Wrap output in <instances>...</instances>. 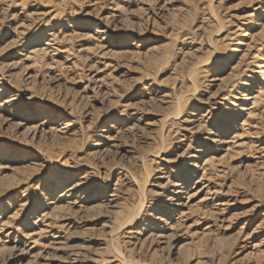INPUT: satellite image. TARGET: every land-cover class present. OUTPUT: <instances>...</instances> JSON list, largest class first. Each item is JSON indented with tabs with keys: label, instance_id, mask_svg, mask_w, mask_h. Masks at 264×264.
I'll return each instance as SVG.
<instances>
[{
	"label": "rangeland",
	"instance_id": "obj_1",
	"mask_svg": "<svg viewBox=\"0 0 264 264\" xmlns=\"http://www.w3.org/2000/svg\"><path fill=\"white\" fill-rule=\"evenodd\" d=\"M262 66L264 0H0V264H264Z\"/></svg>",
	"mask_w": 264,
	"mask_h": 264
},
{
	"label": "bare ground",
	"instance_id": "obj_2",
	"mask_svg": "<svg viewBox=\"0 0 264 264\" xmlns=\"http://www.w3.org/2000/svg\"><path fill=\"white\" fill-rule=\"evenodd\" d=\"M261 68H264V66H262ZM262 73L264 74V71ZM253 99H254L253 96H248L246 100L250 101ZM173 187H175V189L173 191H170L171 196H169L168 200L172 203H175V206L180 207L179 214L183 215L184 212L181 210L183 208L184 209L188 208V201L182 202L181 199L177 198L178 195H180L182 192L181 191L183 189L182 185H173ZM77 188H78V185L74 186V189H73V187L71 189L68 188L69 190H67V195H63V197H65L66 199L71 198L73 196V192L75 190H77ZM208 200H209V198H208ZM170 219L169 218H162V217L158 218L157 222L160 224V226L156 224V226L154 227L156 230H159V233L156 234L155 237L157 238V240H159L160 243H164V241L168 238L166 232L172 230V227H171L172 223H171Z\"/></svg>",
	"mask_w": 264,
	"mask_h": 264
}]
</instances>
